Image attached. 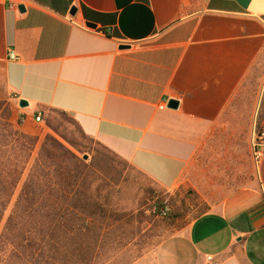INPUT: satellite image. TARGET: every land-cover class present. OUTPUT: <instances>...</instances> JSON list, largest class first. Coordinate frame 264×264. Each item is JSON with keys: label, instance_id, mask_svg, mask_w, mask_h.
Listing matches in <instances>:
<instances>
[{"label": "crops", "instance_id": "obj_1", "mask_svg": "<svg viewBox=\"0 0 264 264\" xmlns=\"http://www.w3.org/2000/svg\"><path fill=\"white\" fill-rule=\"evenodd\" d=\"M263 52L264 0H0L13 123L63 111L161 188L220 196L159 244L156 264H264V155L256 166L240 113Z\"/></svg>", "mask_w": 264, "mask_h": 264}, {"label": "trees", "instance_id": "obj_2", "mask_svg": "<svg viewBox=\"0 0 264 264\" xmlns=\"http://www.w3.org/2000/svg\"><path fill=\"white\" fill-rule=\"evenodd\" d=\"M49 110L67 118L78 135L67 134L45 120L58 137L45 135L5 217L38 137L23 131L19 122L13 123L9 104L0 99V224L4 221L0 228V264H98L102 217L107 212L110 216L115 213L100 199L95 181L105 177L109 169L122 173V168L129 165L137 170L89 138L65 112ZM72 148L81 154L90 150V162Z\"/></svg>", "mask_w": 264, "mask_h": 264}, {"label": "rangeland", "instance_id": "obj_3", "mask_svg": "<svg viewBox=\"0 0 264 264\" xmlns=\"http://www.w3.org/2000/svg\"><path fill=\"white\" fill-rule=\"evenodd\" d=\"M243 90L245 91L241 97L243 109L240 108V113H250L253 128L264 125V52L251 70ZM31 108L30 105L29 109ZM46 119L58 126L61 131L78 135L74 125L67 118L49 109L46 110L43 122L30 121L24 123L23 127L20 126L23 131L27 128L25 132L37 136L38 142L15 187L5 217L13 207L45 135L51 133L57 136L46 125ZM74 151L82 157L86 154L87 158L84 159L90 162L92 158L90 150H86L84 154ZM106 176L103 178L100 176L95 183L99 189L100 199L109 209L114 210L115 215L110 216L107 212L102 217L103 221L100 219L98 264H156L155 252L159 244L179 227L208 209L211 202L220 197L213 194L216 191L214 188L197 190L191 185L166 190L129 165L122 168V173L109 169ZM159 203L163 204L162 207L158 206ZM160 210H165L166 213L161 214ZM87 219L91 221L90 217Z\"/></svg>", "mask_w": 264, "mask_h": 264}, {"label": "built area", "instance_id": "obj_4", "mask_svg": "<svg viewBox=\"0 0 264 264\" xmlns=\"http://www.w3.org/2000/svg\"><path fill=\"white\" fill-rule=\"evenodd\" d=\"M17 57L18 55L14 50H8V59L14 60ZM162 102L166 103L167 99H163ZM30 118L35 123L43 122V117L40 112H35L31 115ZM21 121H23V118H21ZM250 153L254 164L257 166L258 161L264 155V125H260L258 127L253 128L252 135L250 138ZM160 213L165 214L166 212L165 210H160Z\"/></svg>", "mask_w": 264, "mask_h": 264}, {"label": "water", "instance_id": "obj_5", "mask_svg": "<svg viewBox=\"0 0 264 264\" xmlns=\"http://www.w3.org/2000/svg\"><path fill=\"white\" fill-rule=\"evenodd\" d=\"M18 9L22 11V10H24V6H23L22 4H19V5H18ZM75 11H76V8H75V7H72L71 10H70V13H71V14H74ZM85 24H86L88 27H91V28H94V27L96 26L95 23L90 22V21H85ZM119 47H120V48H127V47H128V44H124V43H122V44L119 45ZM27 104H28V101H27L26 99H24V98H19V100H18V105H19L20 107H24V106H26ZM166 106H167L168 108H176V107L178 106V100H177V99H174V98H169V99L167 100V102H166ZM83 158H87V155L85 154V155L83 156Z\"/></svg>", "mask_w": 264, "mask_h": 264}]
</instances>
